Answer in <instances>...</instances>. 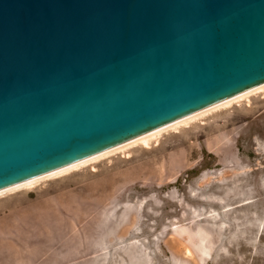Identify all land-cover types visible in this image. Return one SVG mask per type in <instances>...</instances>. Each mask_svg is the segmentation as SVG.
<instances>
[{
	"label": "water",
	"instance_id": "water-1",
	"mask_svg": "<svg viewBox=\"0 0 264 264\" xmlns=\"http://www.w3.org/2000/svg\"><path fill=\"white\" fill-rule=\"evenodd\" d=\"M264 77V0H0V185Z\"/></svg>",
	"mask_w": 264,
	"mask_h": 264
},
{
	"label": "rangeland",
	"instance_id": "rangeland-1",
	"mask_svg": "<svg viewBox=\"0 0 264 264\" xmlns=\"http://www.w3.org/2000/svg\"><path fill=\"white\" fill-rule=\"evenodd\" d=\"M124 152L1 196L0 264H264V92Z\"/></svg>",
	"mask_w": 264,
	"mask_h": 264
},
{
	"label": "bare ground",
	"instance_id": "bare-ground-1",
	"mask_svg": "<svg viewBox=\"0 0 264 264\" xmlns=\"http://www.w3.org/2000/svg\"><path fill=\"white\" fill-rule=\"evenodd\" d=\"M257 92H264V77L126 140L120 141L57 166L4 183L0 185V197L18 190L21 191L23 189L34 187L38 183L47 179L56 178L62 175L64 176V174H67L73 170L76 171V169L82 166L87 164L90 165V163H96L97 161L99 162V160L102 158L110 155L114 156L113 154L116 155L118 154L117 152L121 153L125 150L128 151V148H133V146L137 147V145H141L146 148L150 147V144L159 138L162 133L167 131L176 132L182 126H188L190 122L197 120L199 117H202L209 112L228 107L233 102L240 101L248 97L250 94Z\"/></svg>",
	"mask_w": 264,
	"mask_h": 264
},
{
	"label": "trees",
	"instance_id": "trees-1",
	"mask_svg": "<svg viewBox=\"0 0 264 264\" xmlns=\"http://www.w3.org/2000/svg\"><path fill=\"white\" fill-rule=\"evenodd\" d=\"M193 172H195V171H193V170H190V171H189V173H193Z\"/></svg>",
	"mask_w": 264,
	"mask_h": 264
}]
</instances>
